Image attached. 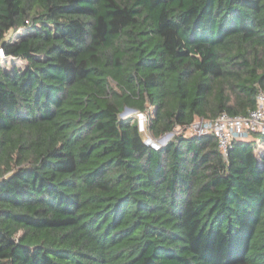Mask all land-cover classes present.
I'll return each instance as SVG.
<instances>
[{
	"label": "trees",
	"instance_id": "obj_1",
	"mask_svg": "<svg viewBox=\"0 0 264 264\" xmlns=\"http://www.w3.org/2000/svg\"><path fill=\"white\" fill-rule=\"evenodd\" d=\"M0 47V264H264V135L121 116L252 110L264 0H0Z\"/></svg>",
	"mask_w": 264,
	"mask_h": 264
},
{
	"label": "built area",
	"instance_id": "obj_2",
	"mask_svg": "<svg viewBox=\"0 0 264 264\" xmlns=\"http://www.w3.org/2000/svg\"><path fill=\"white\" fill-rule=\"evenodd\" d=\"M23 27L17 30L21 33ZM6 57L3 48L0 47V58ZM257 105L246 114H235L223 111L215 118H196V120L187 128H191L192 134L213 133L218 139V145L221 152L227 158L228 151L236 140H248L254 137V133L264 135V89L260 88L256 95ZM257 141L261 137L257 136ZM155 148H159L156 137L148 136L145 140Z\"/></svg>",
	"mask_w": 264,
	"mask_h": 264
},
{
	"label": "rangeland",
	"instance_id": "obj_3",
	"mask_svg": "<svg viewBox=\"0 0 264 264\" xmlns=\"http://www.w3.org/2000/svg\"><path fill=\"white\" fill-rule=\"evenodd\" d=\"M6 35H7V38L8 39H11V40H18L21 37V34L20 33H17V32L16 33H13L11 31H8L6 33ZM170 42H171V44L174 42V37L172 35H171ZM2 63L6 67H18V68H22V67L25 66L26 61L24 59L14 58L12 56H6V57L2 58ZM153 110H154V107H151L146 112H141V111H139V110H137L135 108H130L129 110H127L123 114L121 113V116L123 118H129V117H131L132 120H135V119L138 120L139 127H140V130L142 132V135H143V137H145V140H147L148 139V136H153L151 134V132H150V129H149V123H150V119L149 118L152 115ZM191 130H192L191 128L177 127L172 132H167L164 135H161L159 137H156V140H157L158 144L162 146V145H165V143H167L169 140H171L172 138H174L175 135L178 134V133L184 132L187 135L192 134Z\"/></svg>",
	"mask_w": 264,
	"mask_h": 264
},
{
	"label": "water",
	"instance_id": "obj_4",
	"mask_svg": "<svg viewBox=\"0 0 264 264\" xmlns=\"http://www.w3.org/2000/svg\"><path fill=\"white\" fill-rule=\"evenodd\" d=\"M130 108H132V107H126L125 110L122 112V114H123L124 112H126L127 110H129Z\"/></svg>",
	"mask_w": 264,
	"mask_h": 264
},
{
	"label": "bare ground",
	"instance_id": "obj_5",
	"mask_svg": "<svg viewBox=\"0 0 264 264\" xmlns=\"http://www.w3.org/2000/svg\"><path fill=\"white\" fill-rule=\"evenodd\" d=\"M142 120V119H141ZM143 121V120H142Z\"/></svg>",
	"mask_w": 264,
	"mask_h": 264
}]
</instances>
